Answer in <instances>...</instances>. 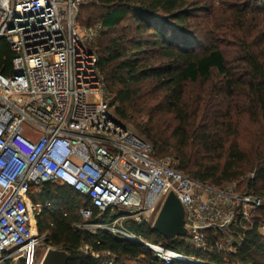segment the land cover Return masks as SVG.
Listing matches in <instances>:
<instances>
[{"label": "built area", "instance_id": "2783aa9c", "mask_svg": "<svg viewBox=\"0 0 264 264\" xmlns=\"http://www.w3.org/2000/svg\"><path fill=\"white\" fill-rule=\"evenodd\" d=\"M86 1L0 0V39L15 53L12 74H0V264H40L51 247L35 263L45 237L29 189L45 182L87 199L78 228L127 239L138 237L126 221L155 222L172 191L189 241L211 250L208 231L224 233L236 210L243 214L261 198L236 182L212 186L190 177L169 157L156 158L151 143L116 117L98 65L103 25L78 21ZM142 242L166 263L193 258Z\"/></svg>", "mask_w": 264, "mask_h": 264}, {"label": "trees", "instance_id": "16d2710c", "mask_svg": "<svg viewBox=\"0 0 264 264\" xmlns=\"http://www.w3.org/2000/svg\"><path fill=\"white\" fill-rule=\"evenodd\" d=\"M258 1L264 9V0ZM93 7L99 15L94 18L90 13L88 19L93 21L81 22L82 12ZM200 8L204 6L198 0H93L81 5L78 21L103 25L100 36L104 41L99 43L100 36L97 39L98 65L107 91L114 93L111 104H122L115 106L120 118L128 119L129 105L135 111L146 109L158 96L169 103L163 111L153 107L145 123L135 124L138 134L151 143L156 158L174 154L172 165L190 177L212 186L236 182L238 191L240 179L253 171L240 192L263 198L264 25L249 28L244 20L238 30L231 31L235 55L229 60L225 44L213 37L200 47L201 35L196 32H201V23L193 30ZM14 56L9 42L0 39V74H12ZM219 75L222 84L216 93L220 98L206 101L201 108L203 96L209 95L205 91L197 106L188 107L189 85ZM242 115L259 123L248 143L239 140L237 123ZM29 194L37 207L39 234H46L49 246L70 254L68 264H126L128 260L139 264H264L259 218L248 228L239 223L232 226L235 241L230 251L217 246L223 233L214 231L207 236L211 250H203L194 247L187 236L165 238L151 224L130 220L126 225L138 239L119 238L105 229L91 233L78 228V209L88 201L65 185L45 182L39 188L31 187ZM257 210L264 218V205ZM142 240L193 258L166 263Z\"/></svg>", "mask_w": 264, "mask_h": 264}, {"label": "rangeland", "instance_id": "374dc122", "mask_svg": "<svg viewBox=\"0 0 264 264\" xmlns=\"http://www.w3.org/2000/svg\"><path fill=\"white\" fill-rule=\"evenodd\" d=\"M93 0H87L85 3H89ZM204 8H200L196 13L198 17L194 18L195 23L193 21V30L197 23H201L197 34L200 33V37L198 41L200 43V47L202 48L205 46L211 37L215 38L219 43H224V49L226 57L230 60L235 55V41L229 36V33L233 30H238L239 27L242 25V21L245 20L247 26L249 28L258 27L261 28L264 25V9L263 6L260 4L258 0H198ZM88 13V14H87ZM92 13L93 17L99 15L100 11L97 7H93L87 9L82 12L80 15L81 22L93 21V19H88V15ZM83 15V17H82ZM80 22V23H81ZM82 24V23H81ZM103 36V34H101ZM100 36L99 43L104 41V37ZM195 37V36H194ZM101 51V50H100ZM222 84L221 75L216 76L215 78L201 80L196 83H192L189 85V92L186 97V103L188 107L192 108L199 104V97L202 95L203 92L208 91L209 95H204L206 99L202 100L200 107L203 108L206 101L214 102V99H217L220 95L216 92L220 89ZM155 85V84H154ZM154 85L152 87H154ZM158 95H162V91H157ZM216 93V94H215ZM111 99L114 97V93L109 91ZM220 98V97H219ZM221 100V99H220ZM226 104V101L224 102ZM223 103V105H225ZM122 105V104H115L114 105V113L118 119H120L123 123H125L130 129L133 131L140 133L138 128L135 126L137 122L145 123L147 120L149 111L153 107H157L161 111L168 109L170 106L169 103L165 101H161V97H156L153 102L150 103V106L146 109L140 110H133L131 105H129L130 110L128 112V119H122L116 114L115 106ZM167 117H171V114H167ZM259 127V123L250 118L248 115H242L239 117V122L237 123V129L239 131V140L242 143H248L253 139L254 134L256 133ZM244 148H249L251 145H241ZM170 152L174 153L173 149H170ZM174 154H169L167 157L172 161ZM253 171H248L246 175H244L240 182L241 184L238 186L239 191L244 189V185L247 180L253 176ZM260 205H264V197L260 199V204L256 199L255 206L252 204L246 205L244 208L243 214H239L238 212L242 213L243 210L238 209L236 210V215L231 224L225 227L222 243L224 245V249L226 251H230L231 244L235 241V235L232 233V226L236 223H239L243 228H248L252 225L253 221L257 218L260 219V227L259 231L262 233V237L264 239V218L262 214L257 210ZM245 217H244V216ZM150 223L152 220L149 221ZM38 231V228H37ZM39 233V232H38ZM46 238V234H43ZM47 243L44 242L40 245V248L37 251L35 263L39 262L41 259V255L44 249L47 247ZM21 260H18L16 263L13 264H20ZM126 264H139L137 261H125Z\"/></svg>", "mask_w": 264, "mask_h": 264}, {"label": "water", "instance_id": "95a60500", "mask_svg": "<svg viewBox=\"0 0 264 264\" xmlns=\"http://www.w3.org/2000/svg\"><path fill=\"white\" fill-rule=\"evenodd\" d=\"M152 227L165 238L187 235L184 207L174 192L168 194ZM70 259L71 256L66 250L50 247L40 264H68Z\"/></svg>", "mask_w": 264, "mask_h": 264}]
</instances>
